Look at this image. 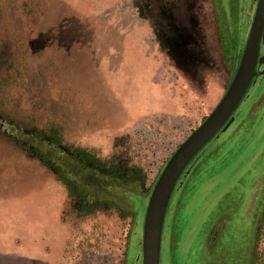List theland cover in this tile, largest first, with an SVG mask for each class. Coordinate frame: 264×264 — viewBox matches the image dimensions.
<instances>
[{
    "label": "rangeland",
    "instance_id": "rangeland-1",
    "mask_svg": "<svg viewBox=\"0 0 264 264\" xmlns=\"http://www.w3.org/2000/svg\"><path fill=\"white\" fill-rule=\"evenodd\" d=\"M145 1L0 0V264H142L151 190L174 151L222 98L240 60L223 56L215 12L223 0H184L172 10L183 32L176 37L158 33L161 15L145 12ZM227 20L230 34L245 21ZM193 22L200 35L189 42ZM245 35L236 43L242 51ZM252 90L236 113H257L264 127V91ZM226 124L172 190L159 264L247 262L264 194V136L256 152L242 146L231 156L214 155L204 169L200 162L224 140ZM16 125L54 128L66 151L44 149L53 167L86 194L105 196L109 206L76 217L77 196L11 143L10 135L22 138ZM245 135L233 137V150ZM75 147L107 165L138 169L141 183L121 182L127 194L134 186L144 193L132 229V208H125V218L113 208L124 197L114 192L112 177L79 165L70 155ZM253 247L257 264H264V224Z\"/></svg>",
    "mask_w": 264,
    "mask_h": 264
},
{
    "label": "trees",
    "instance_id": "trees-1",
    "mask_svg": "<svg viewBox=\"0 0 264 264\" xmlns=\"http://www.w3.org/2000/svg\"><path fill=\"white\" fill-rule=\"evenodd\" d=\"M223 1L224 2L221 4L219 3V1L216 3L215 11L217 14L219 37L223 56L225 57L226 61H229L233 58L235 60H238L241 55L242 48L237 49L236 43L237 41L239 43H243V41L240 40V37L242 34L243 36L244 34L247 35V30L251 24L257 0ZM225 14L227 16L229 15L232 19L245 20L241 25V32L239 31L238 33L237 30L236 32L232 31V33L230 34V23L228 22L227 16ZM236 111L237 110H235L231 117L232 122L230 123V127L226 131L224 140L214 146L213 151H211L210 154L200 162L201 164L203 163L204 169L205 167L210 166L209 160L213 158L214 155H216V157L229 155L231 156L233 153L239 151L238 149L242 150V146V151L245 152L251 150L252 154L259 149V146H261L262 142H260L259 139H261V136H264V127L262 126L263 117L260 118L257 113L249 112L246 114L244 111L237 114ZM6 121L10 125L14 124L13 121L10 119H6ZM17 126L18 125L15 126L16 132H21L22 138H18L15 135L13 137L10 135L11 143L20 146L23 150H27L31 153L33 157L37 158L46 168L54 171L58 175V180H60L64 184V186L70 191V195L77 196V204L75 207L77 211L76 217L83 218L85 216L94 214L102 208H105L104 206L106 205L109 206L110 202H107L105 196L101 198L95 194H86L84 189L82 187H78V184L73 179H67L62 174L59 175L58 170L53 167L54 163L45 151L47 149H55L59 152H62L63 154L66 151L61 148V136L54 128L35 129L34 127H32L23 128V130H19ZM241 131L246 134L245 136L247 138H244L241 141V146H238L240 148L236 147V149L233 150V144L230 143V141L235 135L241 133ZM263 139L264 137L262 138V140ZM70 155H72L75 161L82 167L84 166L88 169H93V171H95L96 173L98 172V174L104 177L105 179H109L112 177V181L114 184V192L124 197V202L120 201L117 204L119 206L114 205L113 208L115 207V209L118 210V215L121 218H125V208H132V213H130L133 214L131 223L132 229L136 217V205L141 201V197L144 196V193L139 188V186L137 188L136 186H134L133 189L130 188V193L127 194L122 188L121 182L130 181L131 184H135V182L137 184L141 183L142 181L139 178L140 176L138 175V169L136 167H132L131 169L126 170L122 164L110 163L107 165L106 163H103L98 158H96L92 152L80 147H75ZM200 163L198 165H200ZM245 165L246 164L242 159L239 160L237 167H239L238 169L241 170L243 166L245 167ZM262 171L264 172V166ZM126 174L131 177H126ZM120 205H122L124 209H121ZM256 206V210L258 211V213L254 219V240L252 242L253 244L251 246V249L249 250L250 252L248 255V259L247 262L245 261V264H257L258 261V253L254 250L253 245L256 243V239L258 238L259 232L262 229V225L264 224V194L263 198L259 200ZM129 237L130 235L128 236V239Z\"/></svg>",
    "mask_w": 264,
    "mask_h": 264
},
{
    "label": "water",
    "instance_id": "water-1",
    "mask_svg": "<svg viewBox=\"0 0 264 264\" xmlns=\"http://www.w3.org/2000/svg\"><path fill=\"white\" fill-rule=\"evenodd\" d=\"M263 32L264 0H257L238 66L224 95L174 151L151 190L142 227V264H159L162 226L172 190L192 159L228 121L232 122L231 117L255 75Z\"/></svg>",
    "mask_w": 264,
    "mask_h": 264
},
{
    "label": "flooded vegetation",
    "instance_id": "flooded-vegetation-1",
    "mask_svg": "<svg viewBox=\"0 0 264 264\" xmlns=\"http://www.w3.org/2000/svg\"><path fill=\"white\" fill-rule=\"evenodd\" d=\"M154 2H156L155 3L156 5H153L151 0H146L143 4V7L145 9V12H148L152 16L158 17V14L161 15V17L159 18L160 20L158 19V21L160 23V24H158L160 26L158 33L160 32L161 35L169 34L170 36H173V37H176V36H179L180 34H182L183 33L182 30H179V27L176 25V23H173L174 15H173L172 10L180 9L183 5L184 0H154ZM155 11L157 12V15L155 14L156 13ZM176 31H180V33L176 32ZM193 35H197V36L200 35L198 30L195 29V23L194 22H193L192 34H191L192 37L190 38L189 42H193V39H192ZM263 41H264V32H263L262 40L260 43L258 59H257L256 67H255V75L253 76L252 81L248 87V90L250 88L253 89L252 94L255 93L256 87L258 90L261 89L260 92L264 91V89H263V87H264V72H263V70H264V63H263V61H264V48L263 47L261 48ZM184 43H186V42H184ZM247 91H246V93H247ZM260 92H259V94H260ZM245 96H246V94H245ZM262 99H263V97H262ZM262 109L263 108H261V110ZM164 244L167 247L168 240L166 239V237H164Z\"/></svg>",
    "mask_w": 264,
    "mask_h": 264
}]
</instances>
